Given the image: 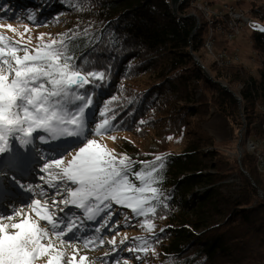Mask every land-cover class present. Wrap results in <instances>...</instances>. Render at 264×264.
I'll use <instances>...</instances> for the list:
<instances>
[{
	"label": "trees",
	"instance_id": "obj_1",
	"mask_svg": "<svg viewBox=\"0 0 264 264\" xmlns=\"http://www.w3.org/2000/svg\"><path fill=\"white\" fill-rule=\"evenodd\" d=\"M30 1L29 15L44 11L38 15L41 19L65 20L68 29L79 34L69 45L72 63L85 74L105 73V80L97 82L102 87L93 91L97 99L106 95L101 103L126 119L116 125L151 130L154 146L140 148L129 141L117 155L126 154L133 162L165 155L154 186L167 207L154 201L156 213L149 214L157 219L151 233L154 264H264L263 177L252 155L244 151L241 166L246 176L236 155L228 158L203 125L218 114L238 130L242 114L245 138L259 118L257 104L264 105V62L255 72L238 63L203 64L209 31L220 24L225 27L227 15H211V24L202 16L198 23L194 15H187L191 6L197 9L193 0H182L176 13L170 0ZM250 12L264 22V2ZM249 38L264 58V31L252 28ZM220 82L240 93V107ZM168 137L178 139L183 148L169 149Z\"/></svg>",
	"mask_w": 264,
	"mask_h": 264
},
{
	"label": "snow or ice",
	"instance_id": "obj_2",
	"mask_svg": "<svg viewBox=\"0 0 264 264\" xmlns=\"http://www.w3.org/2000/svg\"><path fill=\"white\" fill-rule=\"evenodd\" d=\"M252 27L264 31V27L255 23ZM5 28L17 32L11 24L0 25V29ZM25 33H30L27 26ZM19 35L21 39L16 40L0 31V154H4L0 158V188L12 182L32 191L31 185L21 184L17 174L24 156L35 153L37 143H42L49 145L48 151L55 155L45 157L40 169L47 179L39 178L53 191L51 205L47 199L41 202L32 198L30 211L13 207L8 213H0V264H72L75 252L65 261V252L55 246L52 236L63 245V238L69 233L74 237L73 230L79 231V226L53 210L59 204L84 209L87 220H93L101 212L108 215L115 203L131 209L136 216H144L141 227L152 231L156 226L147 219L149 214L156 213L152 202L167 207L160 200V188L154 186L159 182L157 173L165 167V155H157L152 161L133 162L126 154L117 156L114 149L87 138L93 133L106 134L117 125L116 115L109 116L112 109L107 103L100 111L103 119L95 121L94 92H89L86 86L102 87L97 82L105 80V73L85 74L72 63L74 57L69 54V45L78 33L69 30L57 34V38L49 36L47 42L41 33L35 47L30 46V35L27 42L24 33ZM89 113H93L91 119ZM111 139L115 141L116 137ZM75 148L78 151L65 161L63 157ZM133 163L143 167L133 170ZM58 196L62 197L59 201ZM64 211V207L59 208L60 213ZM41 221L47 227H41ZM132 239L141 244L129 248L130 253L149 251L145 237ZM127 240L125 237L120 243L123 245ZM88 243L85 242V247ZM109 243L115 245V238ZM86 259L81 256V264Z\"/></svg>",
	"mask_w": 264,
	"mask_h": 264
},
{
	"label": "rangeland",
	"instance_id": "obj_3",
	"mask_svg": "<svg viewBox=\"0 0 264 264\" xmlns=\"http://www.w3.org/2000/svg\"><path fill=\"white\" fill-rule=\"evenodd\" d=\"M2 1V2H1ZM204 0H193V3L196 4L197 9H193L191 6L190 12L187 15L193 14L199 23V19L205 16L204 11L201 8V3ZM207 2L206 9L212 12L214 15L215 12L220 11L224 5H234L238 9L250 13L251 7L260 6L264 0H205ZM8 0H0V25L11 24L14 28L17 29V32L14 33L12 31L5 29H0L7 36L13 37L16 40H20V33H24V41L27 42L28 36H31L30 46L35 47L38 43L37 37L44 33L45 42L48 41L49 36L53 38H57V34L67 33L68 23L64 21H60L57 18L51 19H41L40 16L45 12L41 11L40 14L35 12L36 15L33 16L34 19L29 20V15L32 2L30 0H20L18 3H10ZM29 11H28V10ZM53 11V10H52ZM178 12V9H177ZM197 14H196V13ZM252 14V13H251ZM191 15V16H193ZM211 15V13H210ZM253 15V14H252ZM224 17V16H223ZM222 17V18H223ZM209 18V17H208ZM228 17H225V25L227 24ZM255 19V24L264 27V22L260 21L257 18ZM25 26L30 29V33H25ZM220 30L216 29L212 31L213 37V52H217L220 49L226 48L228 52H232L234 48H238L237 54L238 59L235 63L242 64L245 68L252 69L254 72L256 68L262 65L264 62V58H262L253 48L251 47L250 42V32L253 27H244L241 29L238 35H235L231 40L226 39L222 34V25H217ZM210 33V31H209ZM202 52V61L204 65H208L210 62H215L211 53H209L208 49L203 47ZM22 55V53H21ZM196 56V55H195ZM199 58L198 56H196ZM200 60V59H199ZM218 65V64H217ZM220 66V65H219ZM224 66V65H223ZM88 87L89 92H94L90 86ZM97 94L94 93L95 100V108L93 109V113L95 115V121L100 122L103 117L100 116V111L103 110V104L101 103L106 98V95H101L99 99H97ZM93 113H89V118L91 119ZM112 112L109 113L111 116ZM120 117L122 119H120ZM116 117L117 122H125L126 119L123 116ZM205 130L209 133V135L213 138V142L220 150L225 151V154L228 158H233L236 155V144L238 141V130L232 128L231 124L227 121L226 118L213 114L204 124ZM93 129L95 128V123L90 125ZM154 134V133H153ZM116 137V140L113 141L111 137ZM88 139L97 140L99 143L106 145L109 150H115V154L117 155V151L122 144L127 142H133L138 145L140 148H146L148 145L154 146L153 136L151 130H139L129 129L127 127L116 126V128L112 131H109L106 134L98 135L91 134L88 135ZM178 139H171V145L169 149L177 152L183 148V146L179 143ZM54 146V145H53ZM82 147L83 145H79ZM49 145H45L42 143H37L36 152H29V155L33 157V161L30 165V175L29 178H22L20 180L21 184L31 185L32 191L28 192L24 188L20 187L17 184H13L12 186H4L0 188L1 195H6L10 199L2 205L4 213L10 212V209L15 207L17 210L24 209L25 211H29L28 205L31 202V199H38L43 202L44 200H48L49 205H51V195L53 189L48 187L45 181L41 180L40 176H45L47 179V174L40 171L45 162V157L54 156L55 153H51L48 151ZM22 149H19V151ZM78 151V148L73 149L70 153L65 155L63 159L67 161L71 159V156ZM39 154V155H37ZM1 154V158H2ZM118 156V155H117ZM237 176V175H234ZM74 187V185H71ZM2 197V196H0ZM56 199L59 201L62 197L58 196ZM64 207V213L59 212V208ZM54 211L57 212L58 215H63L69 218L72 221H75L79 226V231L73 230L75 232V236L73 237L71 233L63 238V245L60 244L59 241L55 240V237L52 236V239L55 243V246L59 248L61 251L65 252V261H67L75 252L76 258L80 259L86 253H95L96 255L91 257H87L85 261L92 262L94 264H146L153 263L155 261V253L156 248L153 247L151 241L153 240V235H151L152 231H148L145 228L141 227V224L146 219L144 216H136L131 209L113 203L112 208L109 211L108 215H105L104 212H101L99 216H96L93 220H87L86 215L84 214V209L68 205L65 207L63 204H59ZM35 218V215L32 214ZM103 217V218H101ZM147 219L151 220L155 226L156 218L147 217ZM81 221L84 223L81 224ZM105 225H108L107 227ZM41 227H47L46 223L41 221ZM83 227L85 228L83 230ZM51 236V233H50ZM125 237L128 238L125 241V244H121V240H124ZM133 237H145L147 239V246L149 251L147 253L144 252H132L128 251L129 248L133 247L135 244L138 246L141 244L140 241H134ZM115 238V245L109 243V241ZM97 241H103L104 243L97 246L96 250L92 252H88V246L94 244ZM85 242H89L88 246L85 247ZM122 249V250H120ZM155 249V252L152 251ZM78 250V252L76 251ZM101 252H104L100 254ZM108 255H105V254ZM141 253H144L142 258ZM88 256V255H87ZM139 257V259H135ZM75 258V259H76ZM75 263V260L72 264Z\"/></svg>",
	"mask_w": 264,
	"mask_h": 264
},
{
	"label": "bare ground",
	"instance_id": "obj_4",
	"mask_svg": "<svg viewBox=\"0 0 264 264\" xmlns=\"http://www.w3.org/2000/svg\"><path fill=\"white\" fill-rule=\"evenodd\" d=\"M181 1H182V0H181ZM181 1H180V2H181ZM201 3H203V4H201V8H202V10L204 11V14H205V16H207V19H208L209 12H211V11H209V10L206 9L207 2H206L205 0L202 1ZM207 6H208V5H207ZM214 15L217 16V17H219V18H220L221 16H223V15H227L228 19H227V24H226L225 26H229V23H230V26L233 27V28H235L236 30H239V33H240V31H241L242 28L246 27L245 23H244L242 20H239L238 18H234V14L231 12L230 7H227L226 5H224V7H223L220 11L215 12ZM247 18H248V19H251L252 24L255 23V19H254V18H256V17L253 16V15L251 14V12H250V13H247ZM251 27H252V25H251ZM239 33H238V34H239ZM225 38H226V37H225ZM204 45H205V47H206V40H205ZM208 51H209V53L212 54L213 59L215 60V62H216L218 65H220V66H223V65H229V64H231V63H235V62L237 61V59H238V55L236 54L235 50H233L232 52H228V51L226 50V58H224L223 60H221V57H220V56L215 55V52H213V49H208ZM222 83H223V82H222ZM223 84H225V83H223ZM226 85H227V84H226ZM227 86H228V85H227ZM238 88L240 89L241 86H238ZM232 91H233V90H232ZM233 92H234V93L236 94V96L239 98V101H238V100L235 98V96H234V98L236 99V101L238 102L239 107H240V106H241V95H240L239 92H235V91H233ZM232 95H233V94H232ZM257 110H258V113H259V118H258V120L253 124V127H256L257 133H264V105H262V104H257ZM241 121H242V125H241V127L239 128V129H240V133L238 134V141H240V144H241L242 154H243L244 151H246L247 153L250 154V150H249V147H250V136H247V137H245V138H244V136H243L244 133H245V131H246V122H245L244 117H243L242 114H241ZM238 141H237V142H238ZM236 145H237V144H236ZM20 152H21V153H24V150L22 149V150H20ZM2 156H3V155H2ZM236 157H237V152H236ZM241 157H242V156H241ZM0 158H1V154H0ZM237 159H238V158H237ZM240 159H241V158H240ZM32 161H33V157H31V155H29V152H28V153L24 156L23 163H22L21 166H20V172L17 174V178H18L19 180H21L22 178H23V179H24V178H29V175H30V172H31V170H30V165H31ZM255 167H256L257 171L262 175L263 180H264V165H257V166L255 165ZM13 184H14V183L9 182V183H7V184L4 185V186H12ZM260 194H261L262 197H263V192H262V191H261ZM0 196H2V197H0V213H4L3 208H2V205H3L5 202H7L10 198H9L8 196H6V195H1V191H0ZM29 211H30V209H29ZM32 214L35 215V213H32ZM84 229H85V228L83 227V230H84ZM100 242H101V241H97V240H96V242H95L94 244L89 245V246H88L89 248L87 249L88 252H92L93 250H96L95 248H97V247H91V246H94V245L99 246V245H100ZM102 253H104V252H101L100 254H102ZM87 255H88V256H87ZM95 255H96L95 253H86V254H84L83 256H85V257H89V256L93 257V256H95ZM74 264H81L80 259L76 258ZM83 264H94V263L84 261Z\"/></svg>",
	"mask_w": 264,
	"mask_h": 264
},
{
	"label": "built area",
	"instance_id": "obj_5",
	"mask_svg": "<svg viewBox=\"0 0 264 264\" xmlns=\"http://www.w3.org/2000/svg\"><path fill=\"white\" fill-rule=\"evenodd\" d=\"M227 7H230L231 12L234 14V18H238L239 20H242L246 27H251L252 22L251 19L247 18V12L242 11L240 9H238L236 6L234 5H226ZM210 13L212 15V12H209V18H210ZM215 16V15H214ZM208 18V20H209ZM209 24H211V20H209ZM222 28V34L224 37H226V39L231 40L232 38H234L235 35H238L239 30H236L235 28L230 26H225V27H221ZM218 30H220L219 28H217ZM212 31L210 30L209 36L206 39V48L207 49H213V37H212ZM236 54L238 51V48H234ZM215 55H218L221 57V60H223L224 58H226V48L220 49L217 52H215ZM238 55V54H237ZM252 134H250V154L252 155L253 159H254V163L255 165H264V133H257L256 127L252 128ZM240 133V129H238V134ZM260 197H262V195L260 194Z\"/></svg>",
	"mask_w": 264,
	"mask_h": 264
},
{
	"label": "water",
	"instance_id": "obj_6",
	"mask_svg": "<svg viewBox=\"0 0 264 264\" xmlns=\"http://www.w3.org/2000/svg\"><path fill=\"white\" fill-rule=\"evenodd\" d=\"M180 1L181 0H170V3H171V6H172V9H173V11L176 13L177 12V9H178V5H179V3H180ZM191 15H193V14H191ZM193 59H194V61L197 63V64H199L200 66H202L203 67V65L200 63V61H199V59L196 57V56H194L193 55ZM205 75L207 76V77H210V75H209V72L207 71V70H205ZM220 86L223 88V89H225V90H227V91H230L232 94H233V96H235V98L239 101V98L236 96V94L226 85V84H223L222 82H220ZM236 152H237V161H238V164H239V166H240V170L246 175V176H249V174L247 173V171H245L243 168H242V166H241V156H242V148H241V144H240V141H238L237 142V145H236ZM258 193H259V195H260V193H261V190L259 189L258 190Z\"/></svg>",
	"mask_w": 264,
	"mask_h": 264
}]
</instances>
